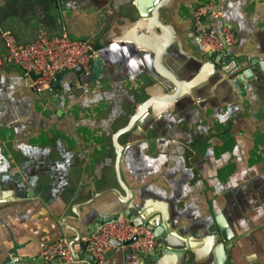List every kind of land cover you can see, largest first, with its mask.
Returning <instances> with one entry per match:
<instances>
[{
	"label": "crops",
	"instance_id": "1",
	"mask_svg": "<svg viewBox=\"0 0 264 264\" xmlns=\"http://www.w3.org/2000/svg\"><path fill=\"white\" fill-rule=\"evenodd\" d=\"M131 2L0 0V31L12 33L20 43H31L41 30L56 36L66 28L73 38L100 40L103 44L95 46L101 51L107 47L109 31L122 33L124 18H139ZM208 2L219 7L223 15L219 19L208 17L203 30L219 33L222 26H232L238 42L226 52L225 59L232 65H244L245 55L264 48V0H180L169 12V20L182 30L187 52L201 61H207V52L192 31V12ZM4 51L0 34V53ZM99 60L95 59L91 71L93 67L100 70L103 61V71L111 81L101 79L87 91L83 83L89 73L79 77L75 71L67 72L56 83L59 89L38 95L16 67L0 71V264L15 258L23 259L24 264H44L42 243L75 237L62 227V220L72 215L67 212L69 207L106 189L120 191L113 137L127 126V110L148 99L146 88L153 82L147 77H124L113 56ZM186 113L181 120L173 116L165 120L151 119L145 112L139 132L119 138L124 158L120 161L122 178L132 181L135 164L142 166L144 175L146 165L157 157L159 144L174 143L173 155L178 149L183 155L186 144L193 153L182 158L181 174L190 178L181 192L189 198L184 203L172 201L168 207L174 216L184 213L192 222L210 218L213 230L219 232L218 226H225L231 236L230 242L213 246L212 258L205 255L197 258L196 264H264V91L227 102L212 90L206 110L193 107ZM147 124H153L159 134H153L150 142L145 139ZM167 161L164 166L156 163L160 168L157 182L150 183L142 176L140 190L144 188L147 200L170 197L163 175L169 168L176 172V166ZM115 200L112 196L105 201ZM100 203L83 211L84 224L65 225L85 231V238L93 231L91 225L106 219L99 214ZM84 238L75 245L77 253H83ZM177 238L175 244L185 249H173L162 264H194V255L185 253L190 242ZM194 242L195 251L205 246L202 241ZM107 264L149 261L127 249H116L107 256Z\"/></svg>",
	"mask_w": 264,
	"mask_h": 264
},
{
	"label": "water",
	"instance_id": "2",
	"mask_svg": "<svg viewBox=\"0 0 264 264\" xmlns=\"http://www.w3.org/2000/svg\"><path fill=\"white\" fill-rule=\"evenodd\" d=\"M179 1L132 0L131 3L137 9L139 18L135 21H131L127 17L124 18L126 24L123 29L125 31L122 33L115 30L109 31L106 38L107 47L98 51V57H104V60L109 55L115 57L121 68L120 74L124 77L130 80L147 77L153 83L146 88L148 99L137 106L136 113L131 118L129 125L118 131L113 137L118 156L115 171L120 191L106 189L95 193L88 201L69 207L67 212L72 215L66 216L62 220V227L72 231L75 235L74 238L68 240V243L74 259L80 264H95V262L88 253L86 245L83 246V253L81 254L75 250V245L83 242L85 231L79 230L74 225L84 224L85 215L83 211L98 202H101L99 214L106 219L91 225L90 230L99 229L110 218L117 219L122 216L130 219L136 226H144L154 232L156 239L161 244V249L160 254L155 252L146 257L149 264L156 262L162 264L164 259L170 256L169 254L173 249H185L183 246L175 244L177 237L190 242V248L185 250V253L188 254V257L194 255V264L198 263L197 260L201 257L205 258L210 255L212 258L214 245L218 246L231 241L229 231L223 228L225 226L219 225V232L213 230L214 225H210V218L193 219L192 222L185 218L184 213H182L183 217L174 216L169 209L168 204L170 202L184 203L189 198L181 192L190 178L181 174L183 159L167 161L170 166H176V172L169 168L168 174L163 175L165 186H170V197L163 199L165 201L152 202L147 200L143 192L144 188L141 190L140 188L142 187L141 184L144 183L142 176L146 177L150 183L159 180L155 178L160 169H157L156 163L165 165L164 156L169 155L167 151L158 148L157 157L154 158L153 162L151 161L146 165L144 175L141 174L142 166L139 164L134 165L135 173L133 176L130 174L132 181L127 177L123 179L121 175L120 161L123 150L120 148L119 138L124 135L129 136L132 133L133 127L139 121L137 117L142 112L149 113L151 119L167 120L173 116L179 117L181 120L188 115L187 110L193 107L206 110L212 90L227 102H232L234 98L246 99L253 92L261 95L264 91V48L250 51L245 55L244 65L236 62L232 65L233 62L226 60L223 54L215 52L207 53V61H201L187 52L182 30L169 20L171 17L169 12L176 9ZM117 18V16L114 17V20ZM219 37L225 43L224 38L220 35ZM225 46L227 50L231 49L227 44ZM75 73L79 77L84 75L81 68L77 69ZM32 78H35L34 75ZM54 88L59 89V84H55ZM147 125V128L144 127V133L149 131L153 124ZM161 158L163 161L160 160ZM174 173H178L177 178H172ZM112 196L116 197L117 200L105 201ZM67 223L74 225H65ZM193 240L194 243L199 241L205 243L204 248L201 251H195ZM112 243L121 247L118 242L112 241ZM55 262L59 263L57 260ZM5 264H24V261L21 258H15Z\"/></svg>",
	"mask_w": 264,
	"mask_h": 264
},
{
	"label": "built area",
	"instance_id": "3",
	"mask_svg": "<svg viewBox=\"0 0 264 264\" xmlns=\"http://www.w3.org/2000/svg\"><path fill=\"white\" fill-rule=\"evenodd\" d=\"M222 15V10L214 3L200 4L192 12L191 26L192 31L198 34V43L204 51L223 54L225 58L228 51L225 44L229 48L237 45L235 29L224 25L219 33L203 30L208 17L219 19ZM0 34L5 44V51L0 53V71L16 67L31 81L30 87L38 95L53 92L55 84L67 72L81 68L84 73H90L98 57V49L91 40L73 38L66 28L56 36L41 30L31 43L18 42L10 32L0 31ZM84 241L95 264H107V256L116 249H127L145 258L161 249L152 230L136 226L122 216L110 218L99 229L89 233ZM112 241L120 243L121 247L115 246ZM40 255L44 264H54L55 260L60 264H80L72 255L68 239L63 237L51 243H42Z\"/></svg>",
	"mask_w": 264,
	"mask_h": 264
},
{
	"label": "flooded vegetation",
	"instance_id": "4",
	"mask_svg": "<svg viewBox=\"0 0 264 264\" xmlns=\"http://www.w3.org/2000/svg\"><path fill=\"white\" fill-rule=\"evenodd\" d=\"M93 43H95V42H93ZM98 43H100L101 45L103 44L102 42H100V40L99 41H97L96 43H95V45H97ZM99 51V50H98ZM100 57H97L96 58V61L99 63L100 62ZM100 67H102V68H100V70H98V68H95V67H93V69H92V71H90V73L88 74V75H86V77H85V80H84V83H83V87L84 88H86L85 89V91H87L88 90V88L89 87H91V86H93V85H95V83L96 82H99L101 79H103V81L105 80V82H107L108 80L109 81H111V79L109 78V77H107L106 75L108 74V72H104L103 70H105L103 67H105V63L102 61V63H101V65H100ZM100 71V72H99ZM113 78V77H112ZM139 104H143V102L142 103H135V104H133L132 105V109H128L127 110V112L124 114V117L128 120L127 121V125H129V123H130V120H131V118L135 115V113H136V108H137V106L139 105ZM144 118H145V113L144 112H142V114H140V115H138V117H137V119L139 120L137 123H136V125L133 127V129H132V132L134 133L135 131H137L138 130V127L141 125V124H139V123H143V121H144ZM157 132L153 129V128H151L149 131H146L145 132V139H146V141H148V142H150L151 140H152V135L153 134H155V136L157 137L159 134H156ZM161 134V133H160ZM173 137V136H172ZM173 139H176L175 137H173ZM173 141H175V140H173ZM185 142V141H184ZM187 144H188V142H186ZM173 145H174V143H168V144H159V146H158V148L160 149V150H164V151H167V153L169 154V155H165L164 156V160L165 161H167V160H173V159H175V160H180V159H182L183 157L184 158H186V154L188 153V154H192L193 153V150L192 149H190L186 144H183L184 145V147H183V150L185 149V153L184 152H182V153H184L183 155L180 153V150L178 149L177 150V148L178 147H176V145L174 146V148H176V150H177V153L176 154H174L173 155V153H172V151H171V148L173 147ZM170 188V187H169Z\"/></svg>",
	"mask_w": 264,
	"mask_h": 264
},
{
	"label": "trees",
	"instance_id": "5",
	"mask_svg": "<svg viewBox=\"0 0 264 264\" xmlns=\"http://www.w3.org/2000/svg\"><path fill=\"white\" fill-rule=\"evenodd\" d=\"M97 48V47H96ZM98 49V48H97Z\"/></svg>",
	"mask_w": 264,
	"mask_h": 264
},
{
	"label": "rangeland",
	"instance_id": "6",
	"mask_svg": "<svg viewBox=\"0 0 264 264\" xmlns=\"http://www.w3.org/2000/svg\"><path fill=\"white\" fill-rule=\"evenodd\" d=\"M90 23V22H89Z\"/></svg>",
	"mask_w": 264,
	"mask_h": 264
}]
</instances>
